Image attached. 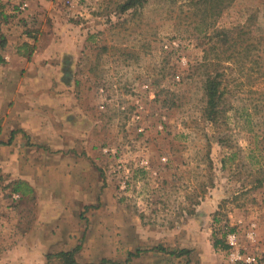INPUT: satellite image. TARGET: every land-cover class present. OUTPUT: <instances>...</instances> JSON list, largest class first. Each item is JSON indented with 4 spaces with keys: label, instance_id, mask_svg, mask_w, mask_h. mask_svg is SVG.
Instances as JSON below:
<instances>
[{
    "label": "rangeland",
    "instance_id": "1",
    "mask_svg": "<svg viewBox=\"0 0 264 264\" xmlns=\"http://www.w3.org/2000/svg\"><path fill=\"white\" fill-rule=\"evenodd\" d=\"M23 1L0 13V53L2 27L20 30L40 136L0 142V264H67L56 253L79 245V264H226L239 220L264 264V45L239 32L259 8L263 33V0ZM156 245L185 252L126 262Z\"/></svg>",
    "mask_w": 264,
    "mask_h": 264
},
{
    "label": "crops",
    "instance_id": "2",
    "mask_svg": "<svg viewBox=\"0 0 264 264\" xmlns=\"http://www.w3.org/2000/svg\"><path fill=\"white\" fill-rule=\"evenodd\" d=\"M2 30L7 42L0 53V142L6 141L9 149H30L26 146L28 140L40 135L29 124L36 123V120L35 115H31L32 120H29L28 84L22 76V67L27 64L24 51L21 50L24 38H16L20 30H15V27L3 26ZM37 50L34 51V56ZM6 55L9 56V61L4 60ZM20 143H24V146H20ZM21 178L28 182L26 178Z\"/></svg>",
    "mask_w": 264,
    "mask_h": 264
},
{
    "label": "trees",
    "instance_id": "3",
    "mask_svg": "<svg viewBox=\"0 0 264 264\" xmlns=\"http://www.w3.org/2000/svg\"><path fill=\"white\" fill-rule=\"evenodd\" d=\"M138 0H127L125 5L123 6V8H126L127 6H132L133 4H135V2H137ZM233 0H200L198 4V6H201L203 4L202 8H205L204 6L209 5L213 3L214 6V10L215 14H219L223 8H225L226 6H228L230 3H232ZM264 2V0H263ZM1 7H0V13H1ZM260 9L259 8H255L253 10H251V12L249 13L245 23L241 26V29L239 30V32H242L244 34H248L249 35V39H250V43L252 44V47H255L257 42L263 41V45H264V31L261 35H256L255 30H256V21H257V16L259 13ZM263 16V20H264V10L262 13ZM205 25L209 26L210 24L208 22L205 21ZM263 30H264V22H263ZM225 32V31H223ZM204 92L205 95L207 96V103H208V108H209V112L212 115H214L216 113L217 110V103H218V99H219V95L220 92L218 90V82L215 81V79L213 78H207L205 81V85H204ZM16 190V189H15ZM224 231V229H223ZM80 249V245L76 246L73 250L70 251H60L56 253V256H59L60 258H62L67 264H79L76 262L73 254L76 250ZM153 251H162V252H168V253H173V254H178L181 255L183 252H185L184 249L179 250L178 252H173L170 249H167L166 247H163L161 245H156L153 246L149 249H136L133 252H130L128 254V257L126 259V262H129L131 257H137L139 255H142L144 253L147 252H153ZM109 262L107 259H101L100 264H105ZM88 264H92V263H88Z\"/></svg>",
    "mask_w": 264,
    "mask_h": 264
},
{
    "label": "built area",
    "instance_id": "4",
    "mask_svg": "<svg viewBox=\"0 0 264 264\" xmlns=\"http://www.w3.org/2000/svg\"><path fill=\"white\" fill-rule=\"evenodd\" d=\"M14 7V12L20 13L27 8L26 1H15V0H0V7L2 10L6 9L9 6ZM1 10V11H2ZM178 47V42L171 41L167 43L164 41L162 43V48L167 51V49H174ZM176 79H179V75H176ZM148 87V86H147ZM103 107V106H101ZM136 118L138 116L136 115ZM109 149L113 148H104V152H108ZM15 198V196H13ZM241 221L239 220L235 225L236 228L224 229L222 233V239L224 241L223 254L225 256L226 264H262V259L257 253L247 250L246 247L242 245L241 239V229L243 226L240 225ZM245 236L249 240L253 241L255 239V228L254 223L248 225L247 230L245 231Z\"/></svg>",
    "mask_w": 264,
    "mask_h": 264
}]
</instances>
